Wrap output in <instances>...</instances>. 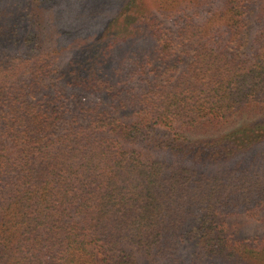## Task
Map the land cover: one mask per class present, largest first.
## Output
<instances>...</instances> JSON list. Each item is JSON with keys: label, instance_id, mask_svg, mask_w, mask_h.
Wrapping results in <instances>:
<instances>
[{"label": "trees", "instance_id": "trees-1", "mask_svg": "<svg viewBox=\"0 0 264 264\" xmlns=\"http://www.w3.org/2000/svg\"><path fill=\"white\" fill-rule=\"evenodd\" d=\"M58 1L0 0V264H264V0Z\"/></svg>", "mask_w": 264, "mask_h": 264}, {"label": "rangeland", "instance_id": "rangeland-1", "mask_svg": "<svg viewBox=\"0 0 264 264\" xmlns=\"http://www.w3.org/2000/svg\"><path fill=\"white\" fill-rule=\"evenodd\" d=\"M126 1L127 0H116V4L114 5L115 8L112 9V6L109 7L105 11V15L106 16L111 15V9H112V12L116 10L118 11V9L121 8L123 4L126 3ZM145 3H146L144 6L145 9H150L151 11L159 15L161 19L165 18V16L161 14V11H160V9L162 8L161 0H145ZM184 3H188V0L184 1ZM214 4L220 5L221 2L220 0H214ZM53 10L55 11L53 12L55 15L60 14L58 22H60L63 25V27H65L64 28L65 30L71 29V26L75 24L87 23L89 20V12H88L89 10L84 9V6L83 5L81 6V4L79 3V0H59ZM173 22H174V19L166 20L167 24H171ZM244 221H245L244 227L241 229L242 233L244 234L245 233L246 234H254V233L263 234L264 233V224L259 223L255 220H249V219H246ZM195 250L197 249H193L192 247H187L186 249L185 248L183 249V252H188V253L193 254ZM203 261H204V264H244L241 262H236L232 259H227L225 257H215V258L207 257Z\"/></svg>", "mask_w": 264, "mask_h": 264}]
</instances>
